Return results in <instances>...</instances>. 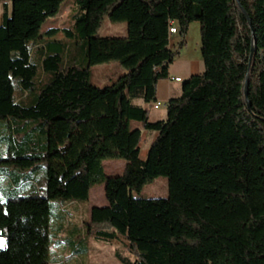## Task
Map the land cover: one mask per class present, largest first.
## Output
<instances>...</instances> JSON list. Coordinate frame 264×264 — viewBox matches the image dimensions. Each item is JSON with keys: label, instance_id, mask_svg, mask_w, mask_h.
<instances>
[{"label": "trees", "instance_id": "1", "mask_svg": "<svg viewBox=\"0 0 264 264\" xmlns=\"http://www.w3.org/2000/svg\"><path fill=\"white\" fill-rule=\"evenodd\" d=\"M0 2V124L14 129L0 172V264H49L52 203L88 200L96 184L106 205L91 207L87 234L124 239L132 264H264V0H74L72 24L44 33L64 0ZM106 16L126 22V36H96ZM191 21L203 70L150 122L133 101H156L178 54L169 27L182 47ZM112 60L126 72L92 85L90 67ZM132 122L157 132L143 160ZM110 158L125 161L120 174L104 173ZM158 176L165 198L133 196Z\"/></svg>", "mask_w": 264, "mask_h": 264}, {"label": "rangeland", "instance_id": "2", "mask_svg": "<svg viewBox=\"0 0 264 264\" xmlns=\"http://www.w3.org/2000/svg\"><path fill=\"white\" fill-rule=\"evenodd\" d=\"M74 0H64L58 15L50 18L43 25L42 33L49 28H64L72 24V8ZM50 21V22H49ZM96 36L98 37H123L126 36V22H112L108 17H104ZM188 37V38H187ZM186 46L178 47L183 54H193L201 56L199 51V23L198 21H191L188 26L186 34ZM54 39H63L62 33H58ZM198 43V46H197ZM82 48L73 46L68 48L67 54L76 56L79 61L82 58ZM124 68L117 61H108L90 67V83L97 87H104L112 84L122 74ZM40 69L38 70V74ZM7 123V120H0V123ZM0 124V172L2 168L7 166V162L3 161L8 158V152L13 156L12 150L8 148V138L14 134V129L8 125ZM140 126L137 122L130 124L131 128ZM16 135L23 133V129L16 131ZM142 155L145 154V143L142 142ZM110 161L124 162L120 158H110ZM116 162L111 164V167L120 169V165ZM115 175L117 173H108ZM103 184H96L93 186V191L89 200L85 201H68L64 204L52 203L49 238L50 251L48 262L55 264L57 261L62 264H132L137 256L127 246V242L118 238L112 242L94 238L87 234V222L90 220V209L92 206H105L106 200L102 190ZM23 194H27L26 191ZM134 197L139 198H165L168 195L167 178L165 176H158L151 179L138 192L132 193ZM63 206V207H62ZM56 212L62 214L63 219L56 217ZM63 228V229H62ZM63 231H60V230ZM60 231V232H58ZM57 246L63 247L64 255L59 256V249ZM58 255V256H57Z\"/></svg>", "mask_w": 264, "mask_h": 264}, {"label": "crops", "instance_id": "3", "mask_svg": "<svg viewBox=\"0 0 264 264\" xmlns=\"http://www.w3.org/2000/svg\"><path fill=\"white\" fill-rule=\"evenodd\" d=\"M4 12L5 10H4L3 4L2 2H0V26L3 24ZM7 13L8 14L10 13L9 3H8ZM187 38L185 37V44L187 43ZM180 40L181 38L179 36L178 31L176 33H172L169 38V47L172 50H178L177 48L179 46L178 43L180 42ZM197 46H198V43H197ZM185 47L186 46H184V48ZM181 50L180 51L178 50V54L175 56L174 61L168 66V76L180 77L181 81L177 82L167 77V78L159 80L156 84V101L161 102L165 106L154 108L152 104H145L140 98H137L133 101L135 105L141 106L143 108H147L149 110V121L150 122L164 120L166 118V104L168 103L170 99L176 98L181 94L182 82L185 79H187L189 76L196 75L202 72L203 70V62H202L201 56L200 57L197 56L195 52L193 54H183ZM125 72H126L125 70L122 71V73H125ZM138 128L141 130V140L139 144V148H140L139 157L140 159L143 160L146 157L148 148L152 144L153 140L156 138L157 132L144 130L141 126H138ZM142 142H144L146 146L144 155H142V151H141V146L143 144ZM114 162L116 161H110L109 159L102 161L104 173L106 175H111L108 173H114V172L117 174H120L123 171V168L125 166V161L121 163H119L120 161L116 162L117 164L120 165L119 170L111 167V164ZM4 185L7 187L10 185V182L6 180L4 182ZM102 190H103V186H102ZM92 191H93V187L90 189L88 200L91 197ZM57 248L60 251L59 256L65 254V250L63 249V247L57 246ZM64 263H67V261H64ZM55 264H62V263L57 261Z\"/></svg>", "mask_w": 264, "mask_h": 264}, {"label": "built area", "instance_id": "4", "mask_svg": "<svg viewBox=\"0 0 264 264\" xmlns=\"http://www.w3.org/2000/svg\"><path fill=\"white\" fill-rule=\"evenodd\" d=\"M176 32H177V30H176L175 26L172 25V26L169 27V34H170V35H171L172 33H176ZM168 78L171 79V80L177 81V82H180V81H181V78H180V77L168 76ZM152 106H153L154 108H159V107H163V106H165V105L162 104V103L159 102V101H155L154 103H152Z\"/></svg>", "mask_w": 264, "mask_h": 264}, {"label": "water", "instance_id": "5", "mask_svg": "<svg viewBox=\"0 0 264 264\" xmlns=\"http://www.w3.org/2000/svg\"><path fill=\"white\" fill-rule=\"evenodd\" d=\"M251 56H252V50H251L250 58H251ZM247 87H248V79H246L245 86H244V94H245L246 102H247ZM247 105L249 107V103L248 102H247Z\"/></svg>", "mask_w": 264, "mask_h": 264}]
</instances>
